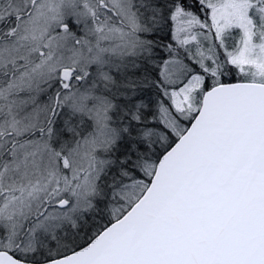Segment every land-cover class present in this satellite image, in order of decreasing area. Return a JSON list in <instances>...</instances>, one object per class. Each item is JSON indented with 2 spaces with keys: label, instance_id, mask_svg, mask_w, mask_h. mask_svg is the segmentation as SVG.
Here are the masks:
<instances>
[{
  "label": "snow or ice",
  "instance_id": "1",
  "mask_svg": "<svg viewBox=\"0 0 264 264\" xmlns=\"http://www.w3.org/2000/svg\"><path fill=\"white\" fill-rule=\"evenodd\" d=\"M0 264H264V0H0Z\"/></svg>",
  "mask_w": 264,
  "mask_h": 264
}]
</instances>
